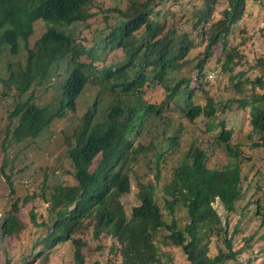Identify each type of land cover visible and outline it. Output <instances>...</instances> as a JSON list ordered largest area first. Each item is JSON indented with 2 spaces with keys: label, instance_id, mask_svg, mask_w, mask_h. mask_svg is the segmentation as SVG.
Listing matches in <instances>:
<instances>
[{
  "label": "trees",
  "instance_id": "16d2710c",
  "mask_svg": "<svg viewBox=\"0 0 264 264\" xmlns=\"http://www.w3.org/2000/svg\"><path fill=\"white\" fill-rule=\"evenodd\" d=\"M125 1V6L117 7L99 0H27L3 17L11 21L5 36L12 37L10 43L26 30L29 36L33 24L43 19L44 36L67 45L65 53L70 47L73 57L93 58L100 67L94 85L103 90L98 96L101 103L87 109L76 130H62V150L74 167V182L52 186L45 171L39 189L24 198L32 203L30 222L46 229L30 244L26 258L31 262L24 258L20 264L46 261L50 250L66 240L74 246V264H87L90 240L98 241L99 252L90 264H165L171 253L164 248L170 242L188 264H253L264 255V56L243 61L248 55L241 47L249 38L233 44L230 36L248 6L264 0ZM191 1L200 4L194 2L191 9ZM98 22L102 26L93 31L91 47L77 43L81 34L69 30L89 29ZM47 50L45 42L35 47L24 70L27 74L44 70L49 59L54 60L53 51ZM86 67L79 63L68 77L76 97L87 85ZM213 73L217 78L228 74L216 94L209 92ZM148 93L155 98H145ZM165 104L180 109L176 127L161 110ZM64 110L63 102L37 104L33 95L26 98L20 92L2 132L15 143L38 138L40 148L43 134L51 133L53 119L62 117ZM4 111L1 105L0 115ZM230 115L238 118L239 127H228ZM189 125L204 134L214 133L213 142L225 158L221 165L209 166V149L197 139L191 144L186 140ZM149 153L155 157L153 167ZM141 155L149 160L138 161ZM168 165L171 176L165 180ZM138 168L152 170L153 180L138 177L140 202L128 212L123 196L130 193ZM7 181L12 194L10 176ZM156 189L162 190L159 196ZM217 201L229 228V216L241 204L242 217L253 212L257 224L241 245L234 240L239 230L229 232L223 226L214 207ZM39 205H45L46 215ZM13 210L0 221L2 240L19 236L23 229L18 200ZM5 264L17 263L7 257Z\"/></svg>",
  "mask_w": 264,
  "mask_h": 264
},
{
  "label": "rangeland",
  "instance_id": "374dc122",
  "mask_svg": "<svg viewBox=\"0 0 264 264\" xmlns=\"http://www.w3.org/2000/svg\"><path fill=\"white\" fill-rule=\"evenodd\" d=\"M99 1H102L106 6L119 7L126 5L125 0ZM194 2H196V4H200L199 1L189 2V7L191 9ZM181 5V3H178L177 8L180 9ZM172 7H174V5H172ZM221 9L222 7L219 6L216 15L219 14ZM177 15L180 16L183 14L179 13ZM98 20L100 21V19ZM100 24V22L90 24L89 29H85V27L80 26L77 27V31L84 33L87 41L94 40L93 31L95 29H100L102 26ZM35 25L38 33L44 32L45 28L41 27L44 26L43 22L36 23ZM263 27L264 3L259 5H249L245 16L233 28L230 36V42H233V44L241 43L244 38H249L248 41L242 45L243 47H241L242 52L248 55L243 58V61H246L249 57L258 58L260 56H264ZM245 29H247V32H244ZM95 37L99 39L97 36ZM231 39H233V41ZM217 56H219V54H215V57ZM13 61L15 63H24L25 55L22 54L13 59ZM67 61V57L62 58V62L65 63ZM186 65V67L189 68L192 66V63H188ZM239 69L240 68H238L237 71ZM180 73L184 74L185 71L180 70ZM186 75L192 74H187L186 72ZM227 75L228 74L223 73L217 78L216 76L218 75L213 73V77L210 78L213 83L210 84L209 92L216 94L220 91V89L224 87L225 82H227ZM217 79H219L220 82H217ZM48 95H50V92H48L45 96ZM96 96H103V92L95 86L90 85L88 87V91L80 98L77 104V110H67L62 118L56 119L52 122L51 133L43 134V137L40 140V148L36 147L38 138H29L16 143L13 137L6 138V134L2 131H4V127L7 123L8 113L10 114V109L13 107L14 95L1 98L0 106L2 105L5 108V111L0 115V221L3 219L5 213L9 211L15 213L13 210V203L15 200H18L19 211L17 214L21 224L23 225V229L20 231L19 236L15 235L13 237H6L3 240L0 237V264H5L7 257H9L13 263L20 264L23 262V259L26 258L29 253L31 242H33L39 235L43 234V231L46 229L45 226H36L30 222L29 213L32 208V203L24 202L26 195H30L39 189L38 187L42 181L44 172L46 171L50 173V183L52 186L65 181L69 182V180L70 182H74L73 173L71 172L73 168L70 162L66 159L64 150H62L65 145V135L62 134V130L65 131V133H72L74 128H77V124L86 109L94 103ZM145 98L153 100L155 96L148 93ZM161 108L164 114L171 116L173 124L176 127L179 123L181 115L179 113L180 109L173 104L170 106L165 104ZM228 119V127H239L240 123L238 118L230 115ZM241 126L244 127L242 124ZM188 132L189 134L188 137H186V140H189L190 144L194 139H197L198 143L202 142L203 146L209 149V153L211 154V159L208 162L209 166L214 167L216 165H221V163L225 161L221 152L222 149L213 142V132H207V134H204L199 132L196 128H193L191 125L188 127ZM142 141L143 143L146 142V140ZM148 155L153 159V167L155 165V157L152 153H149ZM140 160L146 163L149 158L145 155H141L138 158V161ZM167 167L168 169L165 170V175L163 176L165 180H169L171 176V169L169 168L170 165ZM151 172L152 170L150 169L146 171L139 168L137 170L134 169L131 180V191L129 194L123 196L126 205L125 207L128 212H130L131 209L140 202L137 196L138 177L144 176V178L140 179L141 181L149 178L152 179ZM7 176L11 177L12 186L14 187V192L12 194L10 193V183L7 181ZM161 192L162 190L156 189V194L158 196ZM41 201L43 200L41 199ZM241 203H246V198L241 200ZM45 205L49 207L50 201H46ZM45 205H39V209L44 210L43 213L46 215V209H44ZM214 206L217 208L219 213L224 212V208L219 201H217ZM241 212L242 204L238 207L237 212L230 214V228L226 226V229H228L229 232H233L237 229L239 230V233L234 238L237 245H241L244 242L245 236L252 232L257 224V220L253 216V212H246L243 217ZM222 220L225 223V217H223ZM183 222L185 223L186 220ZM183 228L184 227L181 226V229ZM89 233L90 231H87L85 234L86 237L90 239L91 235ZM163 234L164 230L159 233L160 237H162L161 235ZM219 242L221 241L219 240ZM97 246L98 241L90 240L88 251L86 253L87 264H90L93 259L99 255V252L96 250ZM40 247H42L41 244L39 245V248ZM164 250L171 253V255H169V259H165V264H188V261H185L184 253H182L179 248L173 246L171 242L169 243V246L164 248ZM25 261L31 262V259L26 258ZM115 262L119 263L120 257H116ZM33 264H74V246L70 240L60 242L56 248L52 251L50 250L49 257L46 261L33 262ZM253 264H264V255L254 261Z\"/></svg>",
  "mask_w": 264,
  "mask_h": 264
},
{
  "label": "clouds",
  "instance_id": "9594fccd",
  "mask_svg": "<svg viewBox=\"0 0 264 264\" xmlns=\"http://www.w3.org/2000/svg\"><path fill=\"white\" fill-rule=\"evenodd\" d=\"M27 3V0H0V100L2 97L10 95L15 96L20 92H25L26 98L33 95L37 104L55 102L59 105L60 102H63L65 106V115L67 110H77V104L80 98L88 91V87L90 85L95 86L103 92L100 86L94 85L95 82L97 83V81H95V71L99 66L96 63L94 64V62H92L93 58L90 59L88 56L73 57L71 53L72 48L70 47L68 53H65L63 47L66 48L67 45L63 44L62 46L61 44L52 42V38L45 37L44 35L47 32V26L43 19H39L33 24V32L29 36H26V30L25 32L15 35V37H13V43L8 42V38L12 37L5 39V36L11 31V21H8L3 17L5 15H9L16 6H25ZM40 22L44 23V26L41 27L45 28L42 33H38L35 25ZM69 30L78 32L77 26H71L69 27ZM78 33L81 35L76 40L77 43H81L88 47L94 45V40L87 41L84 33ZM41 42L48 44V50L51 49L53 51L52 57L54 60L49 59V62L44 70L34 69L33 72L27 74L24 71L25 67L31 60L35 47ZM22 54L25 55L24 63H15L13 59ZM64 57L68 58V61L65 63L62 62V58ZM79 63H85L87 65L84 72L88 76V81L85 88L76 97L73 93L75 90L68 83V77ZM95 65H97V67H95ZM48 92H50V95L45 96ZM71 93H73V95L69 97ZM95 99L94 103L87 109H93L95 105L101 103L100 97L96 96ZM62 117L55 118L53 120L60 119ZM79 124L80 122L77 124V127ZM94 167L95 165L93 164L91 169ZM224 213L225 212L219 213L222 219L224 217ZM223 226L225 228L227 226L226 219L225 223L223 222Z\"/></svg>",
  "mask_w": 264,
  "mask_h": 264
}]
</instances>
